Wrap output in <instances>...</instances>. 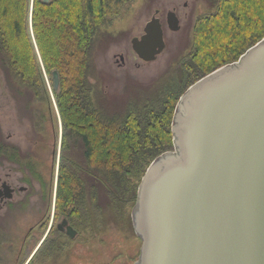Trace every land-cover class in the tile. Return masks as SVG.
Instances as JSON below:
<instances>
[{
  "label": "trees",
  "instance_id": "trees-1",
  "mask_svg": "<svg viewBox=\"0 0 264 264\" xmlns=\"http://www.w3.org/2000/svg\"><path fill=\"white\" fill-rule=\"evenodd\" d=\"M131 1L0 0V70L12 87L46 104L43 73L48 76L61 123L56 211L79 236L94 237L113 223L135 235L130 213L137 188L150 163L172 150L178 99L264 37V0H215L214 11L194 23L178 70L152 93L109 111L91 99L92 54L101 27ZM52 71L58 73L57 91ZM10 148L2 145L0 153L18 162ZM52 249V241L42 244L30 264L51 258Z\"/></svg>",
  "mask_w": 264,
  "mask_h": 264
},
{
  "label": "water",
  "instance_id": "water-1",
  "mask_svg": "<svg viewBox=\"0 0 264 264\" xmlns=\"http://www.w3.org/2000/svg\"><path fill=\"white\" fill-rule=\"evenodd\" d=\"M157 14L130 42L144 63L165 48ZM165 23L180 29L174 11ZM170 131L172 150L150 163L131 209L134 264H264V37L190 85Z\"/></svg>",
  "mask_w": 264,
  "mask_h": 264
},
{
  "label": "rangeland",
  "instance_id": "rangeland-1",
  "mask_svg": "<svg viewBox=\"0 0 264 264\" xmlns=\"http://www.w3.org/2000/svg\"><path fill=\"white\" fill-rule=\"evenodd\" d=\"M214 1L133 0L128 3L118 18L101 27L96 37L92 54L94 72L89 78L94 105L111 111L139 95L152 93L158 84L178 70V61L191 48L194 23L214 11ZM156 10L165 48L155 61L144 63L132 52L130 42L142 35L145 24ZM168 11H174L179 19L180 29L176 32L167 29ZM120 55L123 65H120ZM43 77L49 99L47 104L31 99L18 85L12 87V82L9 83L0 70V148L10 146L19 160L12 162L0 153V168L3 175L11 173L10 177L18 180H28L30 171L37 172L35 177L43 184L49 185L52 179L55 190L61 123L48 76L43 73ZM16 88L18 92L13 91ZM6 222L0 216V225L6 226ZM30 225V215H25L15 228L3 231L6 238H11L14 249L18 248ZM80 237L81 242L68 247L65 256L43 264H55L56 260V264H134L137 260L140 241L121 225L113 223L94 237L88 234ZM0 259V264H14L15 253L4 255L0 251Z\"/></svg>",
  "mask_w": 264,
  "mask_h": 264
},
{
  "label": "flooded vegetation",
  "instance_id": "flooded-vegetation-1",
  "mask_svg": "<svg viewBox=\"0 0 264 264\" xmlns=\"http://www.w3.org/2000/svg\"><path fill=\"white\" fill-rule=\"evenodd\" d=\"M119 61L120 65H123L120 58ZM35 174L30 171L28 180L25 178L12 179L10 177L11 173L3 175L0 168V216L8 221L6 226L4 224L0 225V251L4 255L15 253L14 264H30L42 244L46 243L48 245L50 241L53 242V249L47 254L48 258L51 257L49 259L57 260L66 255L67 248L73 243L79 244L81 242L78 232L67 219L61 214H57L56 189L53 190L52 179L50 184L46 185L36 178ZM52 191H54V194ZM25 215H30L31 225L27 228L24 238L15 250L11 238H6L3 231L5 229L10 230L13 226L15 228L17 223L25 219ZM64 219L75 231L73 238L68 237L66 234V226L62 225Z\"/></svg>",
  "mask_w": 264,
  "mask_h": 264
}]
</instances>
